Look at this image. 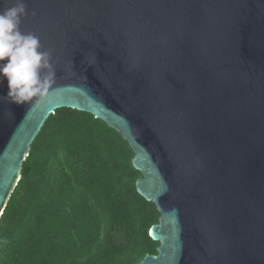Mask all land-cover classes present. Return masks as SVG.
Masks as SVG:
<instances>
[{
  "label": "water",
  "instance_id": "95a60500",
  "mask_svg": "<svg viewBox=\"0 0 264 264\" xmlns=\"http://www.w3.org/2000/svg\"><path fill=\"white\" fill-rule=\"evenodd\" d=\"M25 3L20 31L55 76L27 113L0 102V218L44 122L70 108L134 152L136 191L160 213L157 254L137 264H264V0Z\"/></svg>",
  "mask_w": 264,
  "mask_h": 264
},
{
  "label": "trees",
  "instance_id": "16d2710c",
  "mask_svg": "<svg viewBox=\"0 0 264 264\" xmlns=\"http://www.w3.org/2000/svg\"><path fill=\"white\" fill-rule=\"evenodd\" d=\"M133 157L102 120L57 109L0 218V264H137L157 254L149 231L160 213L136 191Z\"/></svg>",
  "mask_w": 264,
  "mask_h": 264
},
{
  "label": "clouds",
  "instance_id": "9594fccd",
  "mask_svg": "<svg viewBox=\"0 0 264 264\" xmlns=\"http://www.w3.org/2000/svg\"><path fill=\"white\" fill-rule=\"evenodd\" d=\"M27 14L25 0L0 11V83L6 78L9 89L0 102L28 104L26 113L39 107L55 76L51 54L41 50L39 37L20 31Z\"/></svg>",
  "mask_w": 264,
  "mask_h": 264
}]
</instances>
